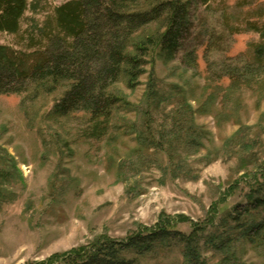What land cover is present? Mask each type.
<instances>
[{"label":"rangeland","instance_id":"rangeland-1","mask_svg":"<svg viewBox=\"0 0 264 264\" xmlns=\"http://www.w3.org/2000/svg\"><path fill=\"white\" fill-rule=\"evenodd\" d=\"M69 1L28 0L21 33H0V45L47 48L43 31L58 35L55 10ZM194 7L173 59L153 49L137 87L125 78L111 87L124 103L105 124L54 113L67 84L0 96V264H66L56 257L164 221L184 236L197 231L207 264H264V237L244 235L264 220V209L247 213L264 189V60L248 29L264 24V0ZM183 252L173 242L128 257L186 264Z\"/></svg>","mask_w":264,"mask_h":264},{"label":"trees","instance_id":"trees-1","mask_svg":"<svg viewBox=\"0 0 264 264\" xmlns=\"http://www.w3.org/2000/svg\"><path fill=\"white\" fill-rule=\"evenodd\" d=\"M211 1L66 2L55 10L58 35L43 31L49 43L47 48H41V42L35 44L32 40V47L41 49L27 54L0 45V96L24 93L33 84L51 83L55 89L67 84L68 90L55 106L54 113L65 117L83 111L93 122L105 124L116 107L124 103L110 91L111 87L121 78L127 80L131 89L137 87L139 79L146 74L149 63L146 59L153 49L173 59L189 32L194 6L208 5ZM28 7V0H0V33L18 36ZM153 25L157 27L156 33H148ZM248 29L260 35L262 44L256 50V57L261 62L264 60V24L249 23ZM187 56L190 63L195 61V54ZM156 87V81L151 78L150 95L156 93ZM253 193L249 198V206L253 208L247 210L248 214L264 209V189ZM242 215L236 214L234 220L240 222ZM263 232L264 220L252 223L244 235L256 242L264 237ZM173 242L183 245L186 264H207L202 258L197 231L184 236L171 221H164L125 241L106 239L56 258L65 259L66 264H138L137 259L128 255L143 256L156 245L167 246Z\"/></svg>","mask_w":264,"mask_h":264}]
</instances>
